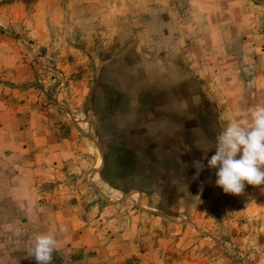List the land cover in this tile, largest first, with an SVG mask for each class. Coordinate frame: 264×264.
<instances>
[{
	"label": "rangeland",
	"instance_id": "rangeland-1",
	"mask_svg": "<svg viewBox=\"0 0 264 264\" xmlns=\"http://www.w3.org/2000/svg\"><path fill=\"white\" fill-rule=\"evenodd\" d=\"M257 105L264 0H0V264H264L203 153Z\"/></svg>",
	"mask_w": 264,
	"mask_h": 264
},
{
	"label": "clouds",
	"instance_id": "clouds-1",
	"mask_svg": "<svg viewBox=\"0 0 264 264\" xmlns=\"http://www.w3.org/2000/svg\"><path fill=\"white\" fill-rule=\"evenodd\" d=\"M212 148L215 154L209 159L207 152ZM203 153L207 166L217 169L215 184L225 193L241 194L245 182L264 185V105H257L246 117L230 120ZM197 163L199 171L204 165ZM57 244L55 233L37 234L33 248L36 264H51Z\"/></svg>",
	"mask_w": 264,
	"mask_h": 264
}]
</instances>
